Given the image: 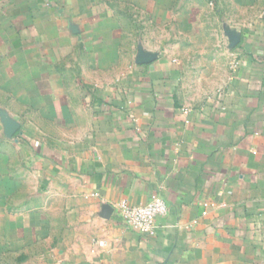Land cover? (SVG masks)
Wrapping results in <instances>:
<instances>
[{"label": "crops", "instance_id": "crops-1", "mask_svg": "<svg viewBox=\"0 0 264 264\" xmlns=\"http://www.w3.org/2000/svg\"><path fill=\"white\" fill-rule=\"evenodd\" d=\"M210 21L232 76L189 102ZM0 264H264V0H0Z\"/></svg>", "mask_w": 264, "mask_h": 264}, {"label": "rangeland", "instance_id": "rangeland-1", "mask_svg": "<svg viewBox=\"0 0 264 264\" xmlns=\"http://www.w3.org/2000/svg\"><path fill=\"white\" fill-rule=\"evenodd\" d=\"M212 11H207L210 15ZM224 14V11H223ZM210 21L204 27H192L193 32H200V36L192 38L193 41L180 43L182 57L177 61L185 67L182 93L189 102L213 99L224 92L232 76L233 49L223 37L226 33L225 25H212ZM196 30V31H195ZM219 34L216 41L213 34Z\"/></svg>", "mask_w": 264, "mask_h": 264}, {"label": "built area", "instance_id": "built-area-1", "mask_svg": "<svg viewBox=\"0 0 264 264\" xmlns=\"http://www.w3.org/2000/svg\"><path fill=\"white\" fill-rule=\"evenodd\" d=\"M188 111L185 110L186 113ZM119 208L127 226L144 234H153L157 217L167 212V203L161 197H155L151 202L139 205L122 200Z\"/></svg>", "mask_w": 264, "mask_h": 264}]
</instances>
